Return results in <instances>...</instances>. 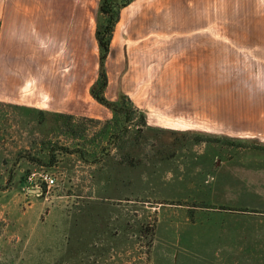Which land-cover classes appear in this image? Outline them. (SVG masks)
I'll use <instances>...</instances> for the list:
<instances>
[{
	"label": "rangeland",
	"instance_id": "374dc122",
	"mask_svg": "<svg viewBox=\"0 0 264 264\" xmlns=\"http://www.w3.org/2000/svg\"><path fill=\"white\" fill-rule=\"evenodd\" d=\"M101 2L66 0L64 88L100 79ZM198 5L208 53L113 41L130 120L0 104V264H264V0Z\"/></svg>",
	"mask_w": 264,
	"mask_h": 264
},
{
	"label": "crops",
	"instance_id": "0c3cea01",
	"mask_svg": "<svg viewBox=\"0 0 264 264\" xmlns=\"http://www.w3.org/2000/svg\"><path fill=\"white\" fill-rule=\"evenodd\" d=\"M65 6L66 0H57V3L56 0H42L40 3L38 0H0V104L21 108L31 114L44 110L88 117V102H93L91 104L97 114L92 117L109 120L113 117L112 111L100 104L85 85L76 87L72 84L69 88L61 85L67 62L63 55L64 41L71 44V24L64 15ZM81 7L85 13L86 4L79 3V10ZM207 11L208 8L198 5V0H135L121 9L110 52L116 38L115 54L118 55L119 46L123 45V53H127L130 58L134 55L133 46L141 44L158 45L161 52H183L189 55L199 51L201 44L202 50L208 53L209 44L210 50L213 49L214 36L186 35L197 33L200 29L209 33L213 26H209L208 21L199 15ZM151 12L158 14L160 20L153 27ZM140 21L142 27H135ZM145 23L151 26L148 24L147 28ZM254 44L256 49L263 50L264 36L256 37ZM57 51H60L58 58ZM125 92L127 90L123 84L115 90L108 86L105 97L116 101ZM2 193L0 205L6 203V191ZM16 201L17 198L15 209L18 205Z\"/></svg>",
	"mask_w": 264,
	"mask_h": 264
},
{
	"label": "trees",
	"instance_id": "16d2710c",
	"mask_svg": "<svg viewBox=\"0 0 264 264\" xmlns=\"http://www.w3.org/2000/svg\"><path fill=\"white\" fill-rule=\"evenodd\" d=\"M135 0H102L100 14L106 19L105 22L97 28L96 40L100 48V79L96 86L92 88V96L102 105L106 106L115 114L126 113L129 120L133 116V110L124 108L127 97L124 95L119 101H109L105 97V90L108 85L106 73V59L110 53V46L114 29L119 22L121 9ZM122 99V100H121ZM76 152V151H75Z\"/></svg>",
	"mask_w": 264,
	"mask_h": 264
},
{
	"label": "built area",
	"instance_id": "2783aa9c",
	"mask_svg": "<svg viewBox=\"0 0 264 264\" xmlns=\"http://www.w3.org/2000/svg\"><path fill=\"white\" fill-rule=\"evenodd\" d=\"M43 180L45 181V182H47V183H54V178L52 177V176H50L49 174H45L44 176H43Z\"/></svg>",
	"mask_w": 264,
	"mask_h": 264
}]
</instances>
